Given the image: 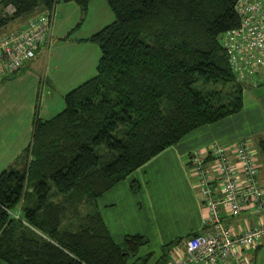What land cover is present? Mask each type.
<instances>
[{
    "label": "trees",
    "instance_id": "1",
    "mask_svg": "<svg viewBox=\"0 0 264 264\" xmlns=\"http://www.w3.org/2000/svg\"><path fill=\"white\" fill-rule=\"evenodd\" d=\"M60 1L84 14L91 0H3L15 12L0 13V27L36 8L53 10V22ZM106 1L113 21L82 38L100 49L96 73L63 95L60 111L33 118L30 142L0 173L6 264H147L151 254L136 255L148 238L116 242L97 200L192 130L240 111L251 86L236 79L221 43L240 24L236 0ZM256 147L264 156V136ZM173 242L155 264L167 263Z\"/></svg>",
    "mask_w": 264,
    "mask_h": 264
},
{
    "label": "crops",
    "instance_id": "2",
    "mask_svg": "<svg viewBox=\"0 0 264 264\" xmlns=\"http://www.w3.org/2000/svg\"><path fill=\"white\" fill-rule=\"evenodd\" d=\"M109 9L106 0H91L83 14L74 2L60 1L55 6L47 43L25 63L23 72L0 77V173L12 167L27 147L33 118L53 116L63 108L64 91L96 73L100 49L82 38L109 24ZM77 19L85 20L84 24L63 38ZM260 85L243 89L240 111L192 130L97 200L105 225L116 242L121 243L127 234L145 235L148 242L139 247L136 256L151 254L147 264H155L161 247L171 241L174 242L167 260L184 254L185 239L202 231L207 214L189 156L211 141L228 143L241 137L250 140L256 148L259 182L264 187V156L256 147L258 139L264 136V83ZM58 88L61 97L54 100L52 96ZM132 182L139 188L131 190ZM223 217L235 229H244L259 222L262 214L249 208L238 215L225 212ZM244 255L249 264H264V238L255 248H247ZM0 264L6 263L0 260Z\"/></svg>",
    "mask_w": 264,
    "mask_h": 264
},
{
    "label": "built area",
    "instance_id": "3",
    "mask_svg": "<svg viewBox=\"0 0 264 264\" xmlns=\"http://www.w3.org/2000/svg\"><path fill=\"white\" fill-rule=\"evenodd\" d=\"M239 25L221 34L236 79L255 86L264 82V0H236ZM12 2L0 13L11 14ZM53 10L31 15L14 31L0 36V77L19 71L49 40ZM191 169L198 178L207 214L202 231L185 239V252L166 264H249L244 255L264 238V187L259 182L255 151L246 140L231 145L217 141L195 149ZM251 208L262 214L256 224L235 229L223 220Z\"/></svg>",
    "mask_w": 264,
    "mask_h": 264
},
{
    "label": "rangeland",
    "instance_id": "4",
    "mask_svg": "<svg viewBox=\"0 0 264 264\" xmlns=\"http://www.w3.org/2000/svg\"><path fill=\"white\" fill-rule=\"evenodd\" d=\"M110 10V9H109ZM45 11V9H40V8H36V9H34L32 12H30V13H28V14H23V15H20V16H17V17H14V19H11V20H9L8 21V23L6 24V25H3L2 27H0V36L1 35H3V34H6V33H8V32H11V31H14V30H16L17 28H19L20 26H22L27 20H28V18L31 16V15H33V14H36V13H40V12H44ZM15 12V10L11 13V14H8V13H4L3 12V15L4 16H9V15H12L13 13ZM111 13V16H112V20H110L111 19V16L108 18V22H107V24L108 23H110L109 21H113V19H114V15H113V13H112V11H110ZM81 17H82V14L80 15ZM91 18H95V17H91ZM78 21H80L81 23H80V25L75 29V30H77V29H79L80 27H81V25H83L84 24V22H85V20H83V21H81V20H76V22H75V24L78 22ZM107 21V20H106ZM75 24L73 25V26H75ZM74 30V31H75ZM82 33H83V31H82ZM23 70L24 69H20L16 74H18V73H21V72H23ZM261 86V85H260ZM49 88V87H48ZM70 89V88H69ZM41 90H42V87H41V89H40V93H41ZM46 90V88L44 89V91ZM60 88H58L55 92H54V94H53V99L54 100H59V97H61L60 95ZM66 91H68V89L67 90H65L64 92L66 93ZM52 93V92H51ZM64 93V94H65ZM62 103H63V107H64V100H63V98H62ZM62 109V108H61ZM58 111H60V110H58ZM57 111V112H58ZM238 140H246L248 143H249V145L251 146V148H253L252 147V144L250 143V140H248L247 138H244V137H241V138H238V139H236V140H234V141H230V142H228V143H226V142H221V141H218V140H215V141H217V142H220V143H222V144H225V145H231V144H233L234 142H236V141H238ZM254 149V148H253ZM24 151V150H23ZM11 213H12V215L14 216V217H20V210H13V211H11Z\"/></svg>",
    "mask_w": 264,
    "mask_h": 264
}]
</instances>
